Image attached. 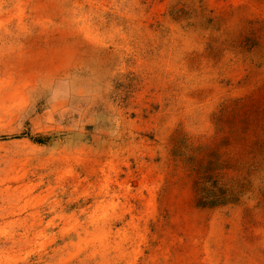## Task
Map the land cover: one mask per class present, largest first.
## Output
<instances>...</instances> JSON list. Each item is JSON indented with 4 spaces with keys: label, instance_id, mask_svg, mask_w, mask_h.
<instances>
[{
    "label": "rangeland",
    "instance_id": "obj_1",
    "mask_svg": "<svg viewBox=\"0 0 264 264\" xmlns=\"http://www.w3.org/2000/svg\"><path fill=\"white\" fill-rule=\"evenodd\" d=\"M0 264H264V0H0Z\"/></svg>",
    "mask_w": 264,
    "mask_h": 264
}]
</instances>
